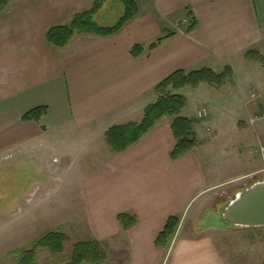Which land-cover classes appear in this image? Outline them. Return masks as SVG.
Returning <instances> with one entry per match:
<instances>
[{
	"label": "crops",
	"instance_id": "obj_1",
	"mask_svg": "<svg viewBox=\"0 0 264 264\" xmlns=\"http://www.w3.org/2000/svg\"><path fill=\"white\" fill-rule=\"evenodd\" d=\"M92 6L93 0H14L0 14V114L20 120L13 132L34 145L73 133L102 150L82 177V198L94 238L125 241L129 251L122 264H264L253 253L264 251L263 227H237L222 214V221L206 215L213 200L223 196L227 203L228 191L235 195L264 180V125L251 122L264 109V73L242 74L248 96L236 136L220 144L236 165L220 170L215 159L199 154V146L172 160V117L161 118L122 153L103 141L110 127L141 122L158 99L155 87L174 71L222 72L230 66L238 74L239 67L257 64L246 53L264 49V0H144L139 14L116 34H75L64 47L49 43L50 27ZM189 10L195 20L191 31ZM178 18L184 26L177 27ZM169 30L173 35L156 48L132 54L135 45H149ZM40 106L48 107L40 121L22 120ZM194 205L181 234L179 225L177 241L158 248L155 241L168 218L177 216L181 223ZM122 212L138 217L128 230L117 219ZM242 246L253 251L250 256L236 249Z\"/></svg>",
	"mask_w": 264,
	"mask_h": 264
},
{
	"label": "rangeland",
	"instance_id": "obj_2",
	"mask_svg": "<svg viewBox=\"0 0 264 264\" xmlns=\"http://www.w3.org/2000/svg\"><path fill=\"white\" fill-rule=\"evenodd\" d=\"M123 13L124 5L120 0H105L94 20L102 26H111ZM174 21L177 27L184 26L180 18ZM260 53L264 57V49ZM250 65L252 66H247L248 69L239 67L238 74H233L231 81L220 89L202 84L199 87L186 86L177 90L187 99L182 114L194 119L199 154L210 160L215 159L217 164L222 165L220 170L224 165L233 166L237 163L235 157L225 154L228 150L221 148L220 144L228 143L231 137L236 136L234 130L240 115L238 113L243 111L248 96L241 86V76L252 73L251 78H261L264 73V65L261 63ZM203 107L207 108L208 116L199 118L198 112ZM261 113L262 110L256 114L257 125H264ZM0 115V264H19L18 259L10 253L32 248L41 235L56 230L69 237L63 252L53 253L48 249H39L36 264H67L76 243L96 239L85 212L81 180L101 159L103 152L94 145L85 144L81 135L73 133L57 135L61 140L51 136L45 144L34 145L25 134L13 132L14 124L20 120ZM166 117L169 116H165V119ZM103 141L107 146L105 138ZM227 195V203L223 202L224 197L221 196L208 205V217H216L222 221L219 216L222 209L234 198L230 191ZM195 209L196 205L183 217L179 234L191 223ZM262 227L259 229H264ZM261 234V238H264V233ZM177 238L172 240L171 245ZM98 241L108 256L104 264H122L128 257L129 248L123 238ZM236 249L249 256L253 252H248L244 246ZM262 251L261 249L258 255L253 253L257 257H264Z\"/></svg>",
	"mask_w": 264,
	"mask_h": 264
},
{
	"label": "trees",
	"instance_id": "obj_3",
	"mask_svg": "<svg viewBox=\"0 0 264 264\" xmlns=\"http://www.w3.org/2000/svg\"><path fill=\"white\" fill-rule=\"evenodd\" d=\"M13 1L0 0V14ZM120 1L124 5V13L115 24L102 26L94 20V16L101 10L105 0H93L91 9L75 14L69 23L50 27L47 31V40L55 47H64L75 34L94 33L99 36H110L118 33L139 14L140 3L144 0ZM188 15H192L190 10ZM194 26L195 20L191 16L188 31H191ZM171 35L173 33L169 32L149 45H135L132 49V54L138 56L146 49H154ZM246 58L264 65V57L258 50L248 51ZM232 77L233 70L230 66L225 67L222 72H216L209 67L190 71L185 69L174 71L155 87L158 99L147 106L141 122H127L114 125L108 129L106 133L108 146L113 153H122L148 134L161 118L169 116L173 118L171 128L176 139V144L171 150L170 157L174 161L179 160L187 153L195 150L199 142L195 131L194 119L182 114L187 105V99L184 95L178 93L177 90L186 86L199 87L202 84H208L213 88L220 89L228 81H231ZM47 111V106L36 107L26 112L22 116V120H35L38 122ZM117 219L125 230L133 227L138 222V217L128 212L119 213ZM179 225L180 219L177 216H170L155 241L156 246L158 248L169 246L177 233ZM68 240V235L60 230L51 231L36 239L32 248L15 250L10 255L15 256L19 264H36L39 249L62 253ZM107 258V253L102 244L98 240L93 239L76 243L73 247L71 259L67 264H104Z\"/></svg>",
	"mask_w": 264,
	"mask_h": 264
},
{
	"label": "water",
	"instance_id": "obj_4",
	"mask_svg": "<svg viewBox=\"0 0 264 264\" xmlns=\"http://www.w3.org/2000/svg\"><path fill=\"white\" fill-rule=\"evenodd\" d=\"M222 217L237 227L264 226V180L238 191L224 208Z\"/></svg>",
	"mask_w": 264,
	"mask_h": 264
},
{
	"label": "built area",
	"instance_id": "obj_5",
	"mask_svg": "<svg viewBox=\"0 0 264 264\" xmlns=\"http://www.w3.org/2000/svg\"><path fill=\"white\" fill-rule=\"evenodd\" d=\"M198 116H199V118H205V117H207V116H208V110H207V108H206V107H203V108L198 112ZM261 117L264 118V109L262 110ZM257 120H258V118H257V117H256V118L254 117V118L251 119V122L254 123V122H256ZM261 151H262V153H264V146L261 147ZM259 172H260V171H259ZM259 172H256L255 175L258 174ZM232 196H233V195H232ZM232 196H231V197H232Z\"/></svg>",
	"mask_w": 264,
	"mask_h": 264
}]
</instances>
